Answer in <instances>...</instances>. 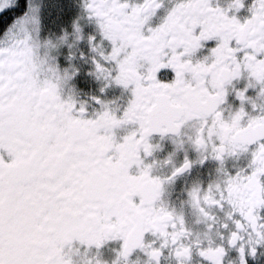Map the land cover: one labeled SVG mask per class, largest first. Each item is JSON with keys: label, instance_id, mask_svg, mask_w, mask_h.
Segmentation results:
<instances>
[{"label": "snow or ice", "instance_id": "obj_1", "mask_svg": "<svg viewBox=\"0 0 264 264\" xmlns=\"http://www.w3.org/2000/svg\"><path fill=\"white\" fill-rule=\"evenodd\" d=\"M0 264H264V0H0Z\"/></svg>", "mask_w": 264, "mask_h": 264}]
</instances>
